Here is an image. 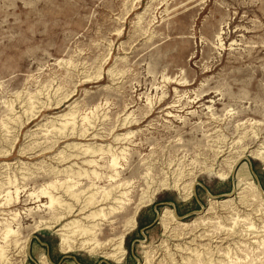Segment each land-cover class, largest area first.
Segmentation results:
<instances>
[{
	"label": "rangeland",
	"instance_id": "1",
	"mask_svg": "<svg viewBox=\"0 0 264 264\" xmlns=\"http://www.w3.org/2000/svg\"><path fill=\"white\" fill-rule=\"evenodd\" d=\"M68 192L99 199L97 253L50 228ZM0 246L4 264H264V0H0Z\"/></svg>",
	"mask_w": 264,
	"mask_h": 264
},
{
	"label": "bare ground",
	"instance_id": "2",
	"mask_svg": "<svg viewBox=\"0 0 264 264\" xmlns=\"http://www.w3.org/2000/svg\"><path fill=\"white\" fill-rule=\"evenodd\" d=\"M60 104H62V103L61 102H58L56 104V106H59ZM56 109H58V108L56 107ZM61 131H59V132H61ZM71 133H69V134L68 133L67 134L61 133V135L59 137H57V140L53 144L54 145L57 144L58 141H59V139H67V138H69L70 136H72ZM85 135H86V132L85 131H82L81 134H80V137L84 138V137H86ZM74 147H76V146H74ZM88 150H89V148H87L85 150V152L88 153ZM94 153L95 152L89 151V154H94ZM115 161H116V159H113L112 162H111L113 167L116 166V162ZM89 164L91 165L92 163L90 162ZM91 173L92 174H90V173L87 174V171H82V172L79 171L76 174H73L72 173V175H76L77 178H79L81 176H85L86 177V175H87V178H88L90 175L91 176L96 175V172H91ZM66 189H65V191L68 190V189L67 190ZM68 194H69V192H68ZM68 194H66V195H68ZM125 195H126L125 193H122L121 194V197H125ZM69 196L72 197V198H74L75 200H72L73 203L70 204V205H64L63 213H64L65 216L64 217H58L57 219H55L53 221V223H52V226L51 227L49 226V227L52 228V229H57V231L59 233L58 235H59V237L61 239L60 240L61 241L60 245H61V248H62V252H64V253L73 252V250L76 249V247H78V248L83 249V250H88L89 249L90 250L89 253H97L96 252V250H97L96 248L98 246L96 245L97 244V241L95 239V235H96V232L98 231L99 225H98V223L97 224H94V222L97 221V220H102L103 218L106 217L105 216L106 214H104L103 210H99L97 212H92V213H90L88 215H86V213H88L89 210L92 209L95 206L96 207H99V199H97V198L95 199V195L94 194L90 195L87 199H85L83 201H80L79 200V199L82 198V197L79 198L80 194H78V196H77L74 193H70ZM102 198L104 199L103 201L105 202V204L106 203H109V201L112 199V197L110 198L109 195L108 196L107 195L106 196L104 195ZM54 200L55 199L53 197H50V206L53 204ZM117 200H115V201H117ZM113 211H115V210L114 209H111L110 210V212H113ZM81 216H84V217L81 218V219H78V220H71V221H68V222H66V223L63 224V221L66 220L67 217L68 218H70V217H77L78 218V217H81ZM163 218H164V216H163ZM90 223H92V224L89 225ZM180 225L186 226V224H180ZM44 228L47 229V227H44ZM10 233H11V230L7 228L5 230V232L3 233V235L6 238L7 235L10 234ZM8 257L6 255V251L3 249L2 246H0V264H4L5 262H7ZM43 259L44 258H42V260ZM42 264H48L47 263V260H46V262H44Z\"/></svg>",
	"mask_w": 264,
	"mask_h": 264
}]
</instances>
